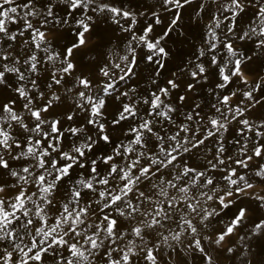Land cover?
Here are the masks:
<instances>
[{"label": "snow or ice", "instance_id": "6c2138e0", "mask_svg": "<svg viewBox=\"0 0 264 264\" xmlns=\"http://www.w3.org/2000/svg\"><path fill=\"white\" fill-rule=\"evenodd\" d=\"M0 264H264V0H0Z\"/></svg>", "mask_w": 264, "mask_h": 264}]
</instances>
